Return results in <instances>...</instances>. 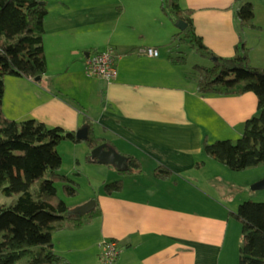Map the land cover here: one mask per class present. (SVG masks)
<instances>
[{"label": "crops", "instance_id": "obj_1", "mask_svg": "<svg viewBox=\"0 0 264 264\" xmlns=\"http://www.w3.org/2000/svg\"><path fill=\"white\" fill-rule=\"evenodd\" d=\"M44 1L49 7L45 46L50 65L41 81L26 78L39 87L31 98L39 104L33 117L45 122L54 120V125L61 118L54 110L66 109L70 113L67 127L74 131L88 123V117L117 136L118 140H110L109 144L124 155L137 156L142 163L133 172H126L130 178L113 179L123 180L121 191L98 197L99 216L88 221L94 224L85 230L86 234L94 228L98 229L96 242L118 239L121 254L116 264H239L243 236L237 230L239 225L231 222L230 213L238 202L232 203L233 195H243L248 183H241L242 172L233 169L230 178L202 173L200 179L205 181L198 180L196 171L213 166L228 172L226 164L204 151V140L207 137L212 141L215 126L240 132L246 120L258 114L253 111L258 108L256 95L255 107L248 110L245 102L248 95L251 99L249 92L202 94L182 70L185 63L162 55L165 47L173 50L170 42L175 32L169 17L158 12L162 0ZM251 1L255 18H262L264 5L259 0ZM180 2L183 8L193 9L197 31L215 56H236V45L242 40L249 53L262 45L252 34H243L244 27L236 14L240 3L236 0ZM110 46L118 53V77L107 81L87 75V56ZM133 47L136 49L129 51ZM148 47L158 48L159 55H149ZM253 65L264 67L263 63ZM83 74L95 80H85ZM70 89L74 94L83 91L82 99L90 94L97 110L84 113L59 98ZM77 102L82 103L80 99ZM158 166L168 167L171 175L158 176ZM263 178L264 171L246 180L255 183ZM187 185L191 192L197 190L194 196L183 195L181 189ZM75 207L71 206L73 210ZM86 223L79 228L67 223L64 229L55 231V249L71 258L68 253L75 247L68 243ZM90 251L88 247L81 249L71 261L100 264L99 252Z\"/></svg>", "mask_w": 264, "mask_h": 264}, {"label": "trees", "instance_id": "obj_2", "mask_svg": "<svg viewBox=\"0 0 264 264\" xmlns=\"http://www.w3.org/2000/svg\"><path fill=\"white\" fill-rule=\"evenodd\" d=\"M236 1L240 3L236 14L241 26L254 25V3ZM162 9L176 23L182 19L188 23L185 30L173 35L172 42L189 43L200 55L214 61L212 66H194L199 92L241 94L250 91L257 97L260 113L246 120L242 136L237 141L229 138L210 141L206 137L204 151L235 171L258 165L264 161V67L251 64L249 49L243 40L236 45V56H215L197 31L193 9L183 8L180 0H162ZM48 14V3L44 0H0V190L6 195L20 194L15 203L0 205V264H16L27 255L30 259L24 264H73L55 249L54 232L64 229L67 223L81 227L99 216L98 204L85 215L74 213L75 209L61 197L56 184L63 182L68 196L79 193L77 183L59 172L63 157L58 144L64 139L80 141L76 132L61 125L50 127L35 118L19 121L5 114L6 76L38 81L37 78L49 70L45 46ZM172 58L176 63L187 61L184 55ZM86 119L91 126L92 150L104 141L112 142L96 135L94 123ZM91 154L90 159L94 161ZM125 155L128 168L120 172H133L141 167L137 156ZM171 173L165 166H158L156 170L160 177ZM36 182L39 189L34 193L32 187ZM122 188L121 179L105 184L108 194ZM230 214L241 223L243 230L239 264H264V201L246 200Z\"/></svg>", "mask_w": 264, "mask_h": 264}, {"label": "rangeland", "instance_id": "obj_3", "mask_svg": "<svg viewBox=\"0 0 264 264\" xmlns=\"http://www.w3.org/2000/svg\"><path fill=\"white\" fill-rule=\"evenodd\" d=\"M259 3L261 4V6L264 5L263 0H259ZM159 11H160L161 16L166 14L169 17L170 20H168V22L170 24V27L175 29L174 34L179 33L181 28L177 25L178 22L176 23L172 19V17L169 16L163 9L158 10V12ZM262 14L264 15V13ZM261 17L262 18H260L259 16L258 18L254 17L253 18L254 25L245 26L244 28L241 29L243 30L244 35L247 33L252 34L254 37V40L258 38L257 41L261 42L262 44L259 46L257 51H254L253 49H251L250 53H251V59H252L251 64L252 65L255 62L264 64V55H262L264 51V16H261ZM259 37H262V38L259 39ZM172 48L173 50H171L169 47H165L162 51V55H167L168 57L169 56H179V55L186 56L187 58V61L185 63L186 65H184L181 68H183L182 70L185 71L189 81L193 84L197 83V73L194 69V66L196 64H201V65H206V66H212L214 64V61H212V59L206 58L200 55V53H198L189 43H184V42L182 43L177 40L175 42H172ZM261 48H263V50L259 52ZM52 61L53 60H51V62ZM85 61L86 59L84 60V64H85ZM57 66H59L60 68L63 67V65L60 62H57ZM70 72L71 73L73 72L72 68ZM82 72H84L83 69H82ZM51 73L54 74L56 72L52 71ZM83 77L85 78V80H88V81L95 80V79H88L85 74H83ZM5 81H6V93L4 97L5 114L8 117L18 119L19 121L28 119V118H36L33 116L37 114V111L39 110V104L33 102L31 98L37 94L38 90H36V88H39L37 87L38 85L26 78L18 77V76L10 75V74L6 76ZM70 91H71L70 93L66 92L63 94L64 96H59V98L65 101L66 103H70L76 109H79L80 111L84 113H87L89 110L90 111L97 110V107H95L97 102L93 101L92 100L93 98L91 99V96H89L90 94L86 93L87 97L85 99H82V97L85 96L83 94V91L79 90L75 94L71 89ZM248 92L249 94H252V95H250L251 99L248 95L247 97L248 99L245 102V105L248 110H251L253 109V107H255V100H254L255 94L250 91ZM78 99H80L82 103H85L84 106L82 103L77 102ZM87 103H92V104L88 105ZM256 104H257V101H256ZM257 107H258V104H257ZM54 111L56 114L61 116V118H59L60 122H56L54 125H52V122L54 120L53 119H52L53 121L49 120L50 122H48L47 120L46 123L47 124L49 123L48 126L53 127L56 125H61L65 129L71 131L72 128L67 127L68 126L67 119L70 118V113L66 111V109H63V108H56ZM253 111L254 112L257 111V113H260L258 108L254 109ZM255 114L256 112L252 114L251 116L253 117V115ZM85 124H88V123H85ZM85 124H83V126H81L80 128L84 127ZM94 124H95L94 131L96 135H103L110 140H118L117 136L111 130L105 129L102 126V124H97L96 122H94ZM74 126H71V127H74ZM241 127L242 128L240 129V132H232L227 129L223 131L219 129L218 126H215V128H213V132H212L213 136H211V139L212 141H215L217 139H228L229 138V139H232L233 141H237L239 137L242 136L244 128H245L244 125ZM80 128H77L75 132L77 133ZM90 144H91V140L74 141L72 139H64L61 141V143L58 144V150L63 157V163L59 169V172L61 174H66L67 176L72 178L77 183V186L79 189V193L77 195L68 196L64 191V183L61 181L56 183L58 190H59V194L61 195L62 198H64L69 203L70 206L75 207V205H77L76 207H79L81 205H85L89 203L92 199L97 200L99 196L107 193V191L105 190V184L110 181H113V179L122 178L123 180H125L126 176L127 178H130V176L125 175L126 173H122L118 171L119 167L115 163H99V162L92 161L90 159V154L92 151ZM205 156L206 155H204V157ZM224 166L228 168V172L227 171L224 172L223 170H219L218 167H213V166H210V169L207 171L197 170L196 171L197 178L198 180L205 181L204 179H200V176L202 173L205 174L206 176L230 178V173L233 171H231L232 169L230 168V166L228 165H224ZM263 171H264V161H262L258 165L248 167L247 171H243V170L235 171L234 170V172H240V173L242 172L241 177H240L241 183H244V182L248 183L246 186V189L242 193L243 195H241L239 198H237L236 195L235 196L233 195L232 203L233 201L234 202L238 201L236 202V204H234L235 211L238 210L241 203H243L246 200L247 201L248 200L260 201V202L264 201V189H259L256 191L254 190L255 188H253L254 183H250L249 180H246L247 178L251 177L252 174L254 173L258 174ZM127 185H128V182L126 183V186ZM32 189H33V192L36 193L37 190L39 189V182H36L33 185ZM189 189H190L189 185L185 186V189H181L183 190V195L190 193L192 196H194L193 194L194 193L196 194L197 190L194 188L193 192H191ZM19 195H20L19 193H14L13 195H6L0 190V205H3V204L11 205L15 203ZM226 203L228 204L229 202H226ZM186 205L188 206L189 203L186 202ZM231 220H232L231 222H235L236 224L239 225L237 227V230H239L238 232L240 233V235L243 236V230H242L241 224L234 217ZM88 221L86 225L83 227L84 229L82 231H79V233L74 237L73 239L74 243L73 242L68 243L70 245L74 244V247H75L73 251H69L68 253V255L71 258H69L68 256L64 254V256L69 261H71L72 258H76V256H78V253L80 252L81 249L87 248V247L91 250L90 252H92L93 254L95 253V250L99 252V261H100V254L102 252V249L99 245L97 246V243L98 242L101 243L105 241L107 238H104L96 242L95 239H96V234H97L98 229H94V228L91 229L90 233L86 234L85 230L87 229L90 230V224H94L91 221H90L91 223ZM231 228H232V225H231ZM117 242H119L118 239H117ZM29 259H30V256L27 255L24 258L20 259L16 264H24Z\"/></svg>", "mask_w": 264, "mask_h": 264}, {"label": "built area", "instance_id": "obj_4", "mask_svg": "<svg viewBox=\"0 0 264 264\" xmlns=\"http://www.w3.org/2000/svg\"><path fill=\"white\" fill-rule=\"evenodd\" d=\"M146 52L151 56L159 55V49L156 47L146 48ZM85 70L91 77L104 78L107 81H113L119 75L118 53L114 47H108L102 51L90 53L85 61ZM102 249L100 255V264H114L121 253V247L114 238H107L99 245Z\"/></svg>", "mask_w": 264, "mask_h": 264}, {"label": "water", "instance_id": "obj_5", "mask_svg": "<svg viewBox=\"0 0 264 264\" xmlns=\"http://www.w3.org/2000/svg\"><path fill=\"white\" fill-rule=\"evenodd\" d=\"M181 30H185L188 26V23L185 20H180L177 24ZM214 60H217V57H214ZM42 77H38L37 80L41 81ZM90 124H85L84 127L80 128L76 133V136L81 140H91L90 135ZM91 157L94 161L99 163H115L120 169L128 168L127 156L122 154L117 150L116 147L109 144L108 142H103L95 146L92 150ZM255 189H264V179L253 184ZM97 205V200L92 199L89 203L81 205L74 210V213L85 215L91 212Z\"/></svg>", "mask_w": 264, "mask_h": 264}, {"label": "flooded vegetation", "instance_id": "obj_6", "mask_svg": "<svg viewBox=\"0 0 264 264\" xmlns=\"http://www.w3.org/2000/svg\"><path fill=\"white\" fill-rule=\"evenodd\" d=\"M104 142H107V141H104ZM103 143V142H102Z\"/></svg>", "mask_w": 264, "mask_h": 264}]
</instances>
